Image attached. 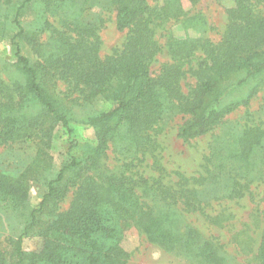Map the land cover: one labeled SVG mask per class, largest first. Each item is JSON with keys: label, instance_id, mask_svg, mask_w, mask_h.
<instances>
[{"label": "trees", "instance_id": "obj_1", "mask_svg": "<svg viewBox=\"0 0 264 264\" xmlns=\"http://www.w3.org/2000/svg\"><path fill=\"white\" fill-rule=\"evenodd\" d=\"M89 1L94 2L82 4ZM187 1L195 6L200 0ZM231 1L218 41L167 33L162 44L157 30L186 18L180 0L155 6L149 0H106L116 31L125 35L119 47L101 56L100 27L80 19L78 0H0V40L7 41L14 58L13 80L0 77V147L35 146L20 171L0 172V204L23 218L17 237L0 240V264H127L122 241L128 227L184 264H231L220 246L185 224L172 207L202 211L212 191L197 193L195 185L236 199L263 181L264 128L252 124L219 135L204 159V173L176 172L174 185L164 182L165 170L152 155L165 119H183L177 137L187 142L222 126L264 87V0ZM29 12L33 21L25 27ZM186 21L205 26L198 15ZM43 34L48 36L42 39ZM162 53L167 60L155 72ZM187 78L194 82L184 91ZM59 83L62 92H56ZM242 88L245 94L236 97ZM98 99L110 108L84 119L94 141L70 140L67 161L52 174L53 134L59 126L69 139L72 134L67 104L84 107ZM109 153L119 163L115 169L106 166ZM148 156L155 177L134 171ZM31 184L44 190L37 208L29 209ZM259 214L253 264H264V199ZM32 235L40 247L27 254L22 242Z\"/></svg>", "mask_w": 264, "mask_h": 264}, {"label": "rangeland", "instance_id": "obj_2", "mask_svg": "<svg viewBox=\"0 0 264 264\" xmlns=\"http://www.w3.org/2000/svg\"><path fill=\"white\" fill-rule=\"evenodd\" d=\"M83 1L78 0V7L83 8L80 19L95 22L100 27V55H107L113 48L121 45L125 33L116 31L114 13L107 6L106 0H94L92 3L89 1L82 4ZM149 3L155 6V4H161L162 0H149ZM180 4L187 14L186 18L183 19L184 21L169 23L165 29H158L156 33L160 43H164V36L167 33L176 38H196L205 35L213 41L219 40L226 24L225 10L232 5L231 0H200L195 6H191L187 0H180ZM195 15L200 16L205 26L200 23L194 26L195 22L191 21L187 23L186 19ZM32 21L33 15L32 12H29L24 17L25 27H30ZM47 36L48 34L41 35L42 39ZM31 57L33 58V56ZM166 60L165 55L160 54L153 64L152 70L156 72L160 63ZM13 62L14 58L7 41L0 40V77L5 81L9 82L14 78ZM193 82V79L187 78L183 83L184 91L187 90V85ZM59 90L64 91L65 86L59 83L56 92ZM245 92L246 88H242L236 91L235 95L240 97ZM60 95L59 97L62 96ZM67 105L71 108L68 111V117L72 134L69 139L67 131L60 126L54 132L50 149L53 158L52 174L58 172L63 163L67 161V148L70 140L79 145L90 144L94 141L93 130L84 125V119L110 108L109 104L101 99L84 107ZM182 121L180 116L165 119L162 130L157 136L158 150L152 154H156L159 158L165 170L164 182L168 185H174L178 180L176 172L186 177H197L203 174L204 159L209 155L214 145L213 141L219 135H223L231 129L239 131L244 126H252V124H261V128H264V87L251 100L247 108L237 109L225 118L222 126L205 136L187 142L180 140L177 137V129ZM34 151L35 146L31 142L0 147V172L14 174L20 171L30 161ZM152 163V157L148 156L147 160L138 165L134 171H138L137 173L143 177H155L157 173H155V165L152 166ZM106 166L110 169L119 166L112 153H109ZM191 188L203 195H206L207 189L212 191L211 196L205 198L203 210L186 212L179 204L174 205L172 209L183 219L185 224L196 229L203 238L220 246L222 254L231 264H253L252 255L257 249L262 227L259 212L263 208L264 178L263 181H255L243 197L236 199H228L223 196V191L211 187L195 185ZM43 190L39 184L30 185L29 209L37 208ZM69 200L70 194L62 202V209L68 206ZM217 216H224L225 220H215L214 217ZM22 221V217L10 210H5L0 204V240L6 237H17L22 230ZM240 241L248 244L246 249L243 248L245 252ZM122 246L130 255L127 264H184L181 259L148 243L133 227H128L124 232ZM39 247V239L35 235L23 239L22 249L27 254L37 251Z\"/></svg>", "mask_w": 264, "mask_h": 264}]
</instances>
